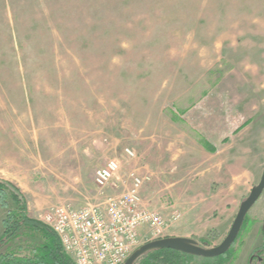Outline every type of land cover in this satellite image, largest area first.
<instances>
[{
  "label": "rangeland",
  "instance_id": "obj_1",
  "mask_svg": "<svg viewBox=\"0 0 264 264\" xmlns=\"http://www.w3.org/2000/svg\"><path fill=\"white\" fill-rule=\"evenodd\" d=\"M63 1L75 13L78 0H0V181L19 188L40 221L52 207L99 201L93 173L116 160L120 180L145 179L148 209L167 217L175 203H191L216 226L193 239L218 246L250 193L240 198L204 171L219 163L217 149L236 148L244 125L255 124L242 147L258 151L264 24H48L43 12ZM241 5L264 18V0ZM263 170L264 159L252 188ZM257 204L229 264H250L263 245ZM6 213L0 208V236ZM150 241L141 236V246Z\"/></svg>",
  "mask_w": 264,
  "mask_h": 264
},
{
  "label": "crops",
  "instance_id": "obj_2",
  "mask_svg": "<svg viewBox=\"0 0 264 264\" xmlns=\"http://www.w3.org/2000/svg\"><path fill=\"white\" fill-rule=\"evenodd\" d=\"M241 1L78 0L75 5V13L68 12L70 7L68 1H63L60 6L53 7L51 14L49 12L52 7H47L49 10L43 13L48 24H264V18L259 14L260 11L248 13L241 5ZM225 3L227 4L225 5ZM51 15L54 18V20L51 19L52 21H50ZM254 125L252 124L248 129V124L240 132V142L236 148L228 145V147L217 149L215 154L220 160L219 163L211 164L210 168L204 171L210 172L212 178L222 187H226L228 192L229 190L236 191L235 195L240 198L250 193L252 189L250 184L259 174L264 159V153L261 152L260 147V140L264 133L260 136L258 151L242 147L243 144H247L246 138L252 135L250 133ZM221 131L223 129L220 130V133ZM225 131H227V127ZM208 139L218 143L225 138L220 136L216 140L212 137H208ZM237 149L239 153H242H237ZM259 199L255 214L258 217L264 212V196L261 201ZM167 210L170 211H168V216L164 217L166 220H170L173 215H179V218L171 223L170 234L167 237L200 239L208 231L216 228L208 218L195 217L196 212L191 207V203L183 205L175 203L163 211Z\"/></svg>",
  "mask_w": 264,
  "mask_h": 264
},
{
  "label": "built area",
  "instance_id": "obj_3",
  "mask_svg": "<svg viewBox=\"0 0 264 264\" xmlns=\"http://www.w3.org/2000/svg\"><path fill=\"white\" fill-rule=\"evenodd\" d=\"M125 155H135L125 149ZM120 166L108 160L93 173V187L100 198L83 207L63 204L50 208L40 221L57 236L63 253L73 264H124L141 246V236L166 238L171 223L148 209L141 196L145 179L135 172L120 180ZM123 189L121 192L118 190Z\"/></svg>",
  "mask_w": 264,
  "mask_h": 264
},
{
  "label": "trees",
  "instance_id": "obj_4",
  "mask_svg": "<svg viewBox=\"0 0 264 264\" xmlns=\"http://www.w3.org/2000/svg\"><path fill=\"white\" fill-rule=\"evenodd\" d=\"M244 127L245 125L241 129ZM200 144L214 152L203 139H200ZM0 208L7 210L1 222L3 233L0 236V264H73L63 253L54 232L41 221L29 217L23 194L9 182L0 181ZM247 223L248 216L245 217L236 241L226 254L212 259L201 258L202 264H229L228 260L237 252L240 233ZM261 233L263 245L253 251L250 264H264L261 256L264 253V224ZM200 243L206 244L204 240ZM242 244L239 243V246ZM194 258L172 250H157L143 256L142 264H190Z\"/></svg>",
  "mask_w": 264,
  "mask_h": 264
},
{
  "label": "water",
  "instance_id": "obj_5",
  "mask_svg": "<svg viewBox=\"0 0 264 264\" xmlns=\"http://www.w3.org/2000/svg\"><path fill=\"white\" fill-rule=\"evenodd\" d=\"M264 190V170L258 185L254 186L248 197L240 204L231 228L224 240L216 247L206 249L199 247L197 242L189 238L167 237L150 241L136 249L124 264H135L142 256L157 250H172L196 258L212 259L226 254L236 241L250 209L260 198Z\"/></svg>",
  "mask_w": 264,
  "mask_h": 264
}]
</instances>
